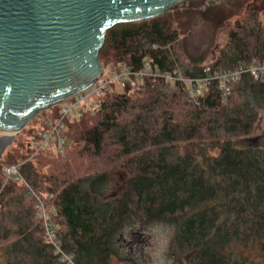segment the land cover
<instances>
[{"label":"trees","instance_id":"16d2710c","mask_svg":"<svg viewBox=\"0 0 264 264\" xmlns=\"http://www.w3.org/2000/svg\"><path fill=\"white\" fill-rule=\"evenodd\" d=\"M227 1L115 24L99 59L200 78L206 66L264 58V5ZM193 12L211 22V37L236 16L207 62L206 47L185 41ZM140 76L139 89L111 83L97 107L69 123L62 153L52 145L32 153L28 137L7 153L28 185L4 180L0 166V264H145L127 241L143 233L136 226L158 222L174 229L188 264H264V80L242 72L225 99L207 79L189 102L183 80Z\"/></svg>","mask_w":264,"mask_h":264},{"label":"water","instance_id":"95a60500","mask_svg":"<svg viewBox=\"0 0 264 264\" xmlns=\"http://www.w3.org/2000/svg\"><path fill=\"white\" fill-rule=\"evenodd\" d=\"M178 1L0 0V155L39 110L100 76L108 28L157 17Z\"/></svg>","mask_w":264,"mask_h":264},{"label":"built area","instance_id":"2783aa9c","mask_svg":"<svg viewBox=\"0 0 264 264\" xmlns=\"http://www.w3.org/2000/svg\"><path fill=\"white\" fill-rule=\"evenodd\" d=\"M145 66L149 67V59H145ZM104 68V67H103ZM101 70V74L103 73V69ZM207 71V75H204L200 78L194 76H185L176 69L168 72H160L155 73L152 69L147 68V72L137 70H131L127 67L124 61H121L119 64H113L107 70V74L103 75L102 79L99 77L91 84L86 86V88L82 89L80 92H76L73 95H70L67 99L61 100L59 103L58 115L54 118L51 117L43 125L36 126L35 135H31L28 137L27 142L29 148H32V153L38 151L39 149H44L48 145H52L55 147L56 152L62 153L65 145L67 144L66 140V132L69 130V123L81 118L82 112L86 108H95L99 105L98 96L103 94L109 87H111V83H118L120 86L125 87L127 83L132 89H139L141 87V79L140 75H152L156 74L159 77L162 76L164 82L174 84L175 80H183L187 83L188 86V96L189 102L194 101L195 94H200L201 90L204 88L205 80H213L216 79L218 81V87L220 89V93L223 98H227L229 95V90L231 89V82L235 78L239 77L242 72H249L251 77L254 79H262L264 80V58L252 57L249 62H241L236 65L232 69L226 70H215L211 72L209 67H204ZM135 75V77H134ZM141 77V78H140ZM109 83V84H107ZM11 164V165H10ZM7 163L4 165L2 169H4V180L12 178L16 181L21 180L25 182L23 175L20 173L19 169H17V165L12 163ZM26 183V182H25ZM27 184V183H26ZM28 185V184H27ZM33 193V192H32ZM39 199V198H38ZM35 207H42L41 202L38 200L34 204ZM42 215L45 216L46 212H44L43 207L41 209ZM43 216V217H44ZM66 256V255H64ZM66 260L70 263L72 259H70L69 255L66 257Z\"/></svg>","mask_w":264,"mask_h":264},{"label":"rangeland","instance_id":"374dc122","mask_svg":"<svg viewBox=\"0 0 264 264\" xmlns=\"http://www.w3.org/2000/svg\"><path fill=\"white\" fill-rule=\"evenodd\" d=\"M253 1L259 4V7L260 6L263 7L264 5L262 4L263 0H253ZM217 4H222V6L223 5L226 6V4H228V1L227 0H183V1L181 0L174 3V5L170 6V8H168L166 11L170 13L174 8L173 6L176 7L179 5L178 6L179 8L186 6V7H190V9L195 12V8L197 10L199 7L206 8L208 6L210 7L211 5H217ZM194 12L191 17V20H193L194 23L193 25L189 26L192 32L190 33V35L186 36L185 41L187 43H190L194 48L195 46L198 47V45L206 47V51H205L206 57L204 61L207 62L210 59L212 60V58L215 56L214 54L217 53L219 47L222 46L223 43H225V37H227L228 26L232 24L236 16L230 17L223 24H220L217 27L218 29L213 33V35L211 34L212 35L211 37L209 33V31L211 30L210 28L211 22H209L208 20L201 19L200 17L201 15L197 14L195 15L196 20L197 19L200 20H199V24L194 27L195 25ZM100 59L104 60L102 57ZM107 63L106 65L103 64L104 70L101 76L99 77V79H102L103 75L107 74L106 71L109 70V67H111L113 64H116L118 62L115 63L111 60L108 61ZM56 105L59 106L60 103L58 102L55 105H51L50 107L42 109L41 111L39 110L28 123H25V125L21 127L19 131L16 132L15 137H13L11 143L7 145L5 150L0 155L1 156L0 166L2 165V167H4L5 163L8 162L7 159L8 152L17 150V148L19 147L18 141L24 139L25 137H29L26 136L27 135L25 131L26 128L28 129L29 127H34V126L41 127L48 117H52L53 115L52 112L55 109ZM136 229L142 230L143 231L142 234L146 236L145 241H140L142 246L141 253L145 261V264H188L186 263L185 258H183V260L182 259L179 260V257L176 253L177 251L176 244L172 242L174 229L171 226H169L168 223L164 224L163 222H158V223H153L152 225L146 224L143 225L142 227L136 226Z\"/></svg>","mask_w":264,"mask_h":264},{"label":"flooded vegetation","instance_id":"af4514ba","mask_svg":"<svg viewBox=\"0 0 264 264\" xmlns=\"http://www.w3.org/2000/svg\"><path fill=\"white\" fill-rule=\"evenodd\" d=\"M144 238V239H142ZM146 236H144L143 234L141 235V237L139 239H137L136 237H132L130 239H128L127 244L131 247V248H138L141 250L142 246L140 241H145Z\"/></svg>","mask_w":264,"mask_h":264}]
</instances>
